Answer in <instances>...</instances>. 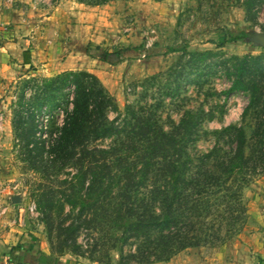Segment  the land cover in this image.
Returning <instances> with one entry per match:
<instances>
[{
    "label": "trees",
    "instance_id": "trees-1",
    "mask_svg": "<svg viewBox=\"0 0 264 264\" xmlns=\"http://www.w3.org/2000/svg\"><path fill=\"white\" fill-rule=\"evenodd\" d=\"M256 1H244L247 11ZM250 35L227 30L217 46L247 42ZM247 65V59L236 65L226 91L249 94L241 123L211 132L200 126L204 110L187 109L178 122L162 121L157 106L130 104L118 111L97 77L83 70L59 73L45 83L29 115L18 112L15 132L29 167L53 175L72 169L71 193L63 201L77 208L67 228L73 254L99 261L95 254L116 250L117 264L168 261L186 249L219 246L239 230L246 211L242 191L264 174V84L244 80ZM44 105L47 121L57 109L63 118L37 135L35 119ZM109 110L116 111L112 120ZM201 133L214 135L205 151L193 145ZM108 137V147L96 145ZM80 229L92 234L90 249L77 242Z\"/></svg>",
    "mask_w": 264,
    "mask_h": 264
},
{
    "label": "rangeland",
    "instance_id": "rangeland-1",
    "mask_svg": "<svg viewBox=\"0 0 264 264\" xmlns=\"http://www.w3.org/2000/svg\"><path fill=\"white\" fill-rule=\"evenodd\" d=\"M244 1L50 0L40 10L48 14L54 6L70 9V23L77 35L74 45L70 44L75 55L73 65L97 77L118 111L123 112L130 104L157 106L162 121L170 118L178 122L187 109L204 110L205 120L200 126L211 132L241 123L248 92L226 94L241 60H248L244 80L257 79L259 84H264V47L248 38L247 42L217 46L219 36L227 30L264 32V0L256 1L253 12L247 11ZM117 51L119 57L113 55ZM58 74L35 72L13 79L6 86L2 112L5 111L10 122L4 142L9 179L0 183V241L17 249L29 234H40L49 252L60 256L63 262L73 256V237L67 228L76 217L77 208L63 201L71 193L72 169L64 168L57 175L31 169L24 160V140L16 135L17 124L14 125L18 112L24 117L29 115V107L40 103L45 83ZM48 111L49 106L44 105L35 119L37 135L42 133L44 125L49 130L53 123L60 125L62 121L63 113L59 109L47 121ZM107 116L112 120L116 111L109 110ZM3 122L1 119L0 123ZM111 143L112 137L96 141L99 147ZM213 143L212 133H201L193 145L205 151ZM262 175L243 189L245 218L239 230L224 243L186 249L168 261L147 264H225L228 259L224 247L249 229L260 226L257 210L260 206L255 201L257 208L251 210L250 200L259 192L256 181ZM13 196H19L20 201L14 203ZM49 203L50 206H45ZM90 237L89 231L79 230L77 242L82 250L90 249ZM95 257L100 262L87 260L88 264L118 262L116 250H106Z\"/></svg>",
    "mask_w": 264,
    "mask_h": 264
},
{
    "label": "crops",
    "instance_id": "crops-1",
    "mask_svg": "<svg viewBox=\"0 0 264 264\" xmlns=\"http://www.w3.org/2000/svg\"><path fill=\"white\" fill-rule=\"evenodd\" d=\"M49 1L0 0V117L4 121L0 124V183L9 179L4 142L10 131V122L5 111L2 112L7 84L35 72L77 70L73 65L74 50L70 51L73 48L70 44L74 45L77 38L70 23L72 12L63 6H54L45 14L40 10L41 5H48ZM256 182L259 192L250 200V208L256 209V203L260 206L257 209L260 226L249 229L224 247L228 259L225 264H264V175ZM67 259L76 261V264H88L89 260L73 254L61 262L60 256L49 252L40 234H29L17 249L0 241V264H55L56 261L64 264Z\"/></svg>",
    "mask_w": 264,
    "mask_h": 264
},
{
    "label": "water",
    "instance_id": "water-1",
    "mask_svg": "<svg viewBox=\"0 0 264 264\" xmlns=\"http://www.w3.org/2000/svg\"><path fill=\"white\" fill-rule=\"evenodd\" d=\"M248 40L255 43L256 45H260L264 47V32H253L252 35L248 37ZM12 201L17 203L20 201L19 196H13Z\"/></svg>",
    "mask_w": 264,
    "mask_h": 264
},
{
    "label": "built area",
    "instance_id": "built-area-1",
    "mask_svg": "<svg viewBox=\"0 0 264 264\" xmlns=\"http://www.w3.org/2000/svg\"><path fill=\"white\" fill-rule=\"evenodd\" d=\"M146 46H148V44H146ZM1 119H2V118L0 117V120H1ZM0 124H1V123H0ZM32 209H33V208L31 207L30 210H32Z\"/></svg>",
    "mask_w": 264,
    "mask_h": 264
}]
</instances>
